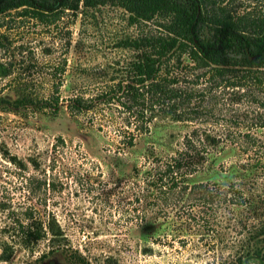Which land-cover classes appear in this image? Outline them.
<instances>
[{"label": "rangeland", "instance_id": "374dc122", "mask_svg": "<svg viewBox=\"0 0 264 264\" xmlns=\"http://www.w3.org/2000/svg\"><path fill=\"white\" fill-rule=\"evenodd\" d=\"M227 1L264 11V0ZM0 33V60L11 62L0 94L57 96L54 107L0 110V251L12 246L0 264H225L264 252V82H215L186 56L166 57L162 91L145 92L135 117V106L100 98L132 82L140 60L121 43L138 33L121 7L66 11L48 25L0 16ZM74 96L89 107L70 106ZM171 157L182 162L175 186L156 178ZM23 211L61 233L24 247L11 221Z\"/></svg>", "mask_w": 264, "mask_h": 264}, {"label": "trees", "instance_id": "16d2710c", "mask_svg": "<svg viewBox=\"0 0 264 264\" xmlns=\"http://www.w3.org/2000/svg\"><path fill=\"white\" fill-rule=\"evenodd\" d=\"M105 4L119 6L127 12L129 23L135 25L138 33L132 39H123L121 43L140 49V60L132 62V82H116L100 93V98L103 101L114 98L128 110L135 106V117H142L145 92L162 91V81H157L156 76L166 57L173 56L175 63L179 64L180 57L186 56L192 67L206 68L200 74L208 73V77L215 82L223 81L230 85H243L245 82L242 81L247 80L258 84L264 82V11L256 15L245 8L237 11L227 0H0V16L34 19L48 25L66 11L73 14L86 12ZM151 24L157 28V32H152ZM6 39L0 33V48L7 47ZM10 66V61L0 60V76L7 75ZM147 80L149 82L146 83ZM170 80L175 81V78L171 77ZM168 90V98L178 94L171 87ZM117 93L125 95V99L120 100ZM50 99L52 102H49ZM68 101L78 110L90 105L78 96ZM48 103L54 107L57 96L37 98L24 90L11 98L0 94V110L41 108L50 105ZM181 166L179 158L171 157L156 178L161 180L162 175L166 174L170 179L169 185L175 186L178 182L175 175L183 174L176 173ZM233 191L235 198L244 202L241 190L233 188ZM32 215L31 211H23V214L11 220L14 225L12 231L24 247H31L32 242L45 237L47 232L52 236L61 233L54 220H48L46 228H43ZM11 247L3 241L0 251L2 259L9 256ZM225 264H264V252H245Z\"/></svg>", "mask_w": 264, "mask_h": 264}]
</instances>
